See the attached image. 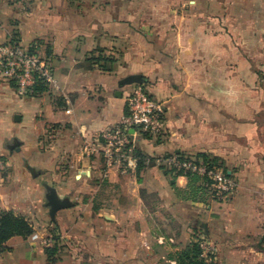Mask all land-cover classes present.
Returning <instances> with one entry per match:
<instances>
[{
	"label": "crops",
	"instance_id": "1",
	"mask_svg": "<svg viewBox=\"0 0 264 264\" xmlns=\"http://www.w3.org/2000/svg\"><path fill=\"white\" fill-rule=\"evenodd\" d=\"M227 8L223 0H0V44L35 45L57 85L30 96L0 83V213L33 226L8 239L0 264H48L43 241L54 227L55 264H174L195 238L206 261L212 246L214 264H264V42L228 33ZM99 54L109 61L94 62ZM135 74L162 103L165 129L130 131L151 164L107 168L101 151L86 156L83 147L118 125L136 85L118 83ZM170 154L216 157L232 195L212 200L204 181L155 162Z\"/></svg>",
	"mask_w": 264,
	"mask_h": 264
},
{
	"label": "built area",
	"instance_id": "2",
	"mask_svg": "<svg viewBox=\"0 0 264 264\" xmlns=\"http://www.w3.org/2000/svg\"><path fill=\"white\" fill-rule=\"evenodd\" d=\"M0 83L14 85L22 95H32L37 85L43 84L48 90L56 89L53 70L36 48L31 50L15 42L0 44ZM163 105L151 98L139 84L134 85L126 95V112L118 125L95 136L83 147L86 156L99 154L105 167L113 166L122 169L132 166L133 157L132 131L146 133L156 137L164 132ZM155 162L174 175H196L205 178L204 188L209 197L215 201H225L235 188L233 180L223 169L210 167L197 156L170 154L155 159ZM146 164L151 160L147 158ZM7 168L5 158L0 156V172ZM52 241L47 235L43 246H51Z\"/></svg>",
	"mask_w": 264,
	"mask_h": 264
},
{
	"label": "trees",
	"instance_id": "3",
	"mask_svg": "<svg viewBox=\"0 0 264 264\" xmlns=\"http://www.w3.org/2000/svg\"><path fill=\"white\" fill-rule=\"evenodd\" d=\"M34 47L35 45H31L30 49L32 50ZM93 61L98 63H105L108 62L109 59L104 55L99 54L96 58L93 59ZM45 91H48V89L43 84H40L34 88V93L30 96H37ZM132 154L133 157L136 158L137 171H140L141 169L149 165L145 163V160L149 157H146L143 153H141L139 149L133 147ZM197 157H201L210 167H222V163L216 157L207 155H199ZM224 172L227 174L225 170ZM186 176L194 181H205V178L198 177L196 175ZM32 232L33 226L25 217L15 215L12 211H2L0 213V251H4L6 249L5 244L11 237L21 236L25 238L32 234ZM48 236L49 239L52 241V245L44 247L46 261L48 262V264H55L56 261L59 259V254L62 250V246L60 245V238L58 236L56 227L50 229ZM201 254L202 251L200 247V240L198 238H195L193 241L189 242L182 249L175 253L174 264H209V262L206 261V259Z\"/></svg>",
	"mask_w": 264,
	"mask_h": 264
},
{
	"label": "rangeland",
	"instance_id": "4",
	"mask_svg": "<svg viewBox=\"0 0 264 264\" xmlns=\"http://www.w3.org/2000/svg\"><path fill=\"white\" fill-rule=\"evenodd\" d=\"M227 5L228 27L227 32H236L244 38L251 35H260L264 42V0H223ZM229 199V198H228ZM226 199L225 201H227ZM167 230V229H166ZM163 231V230H162ZM200 231V230H199ZM202 233V232H200ZM201 235V234H200ZM202 237V236H201ZM202 239V238H200ZM204 246L205 244L202 243ZM206 248V254L209 256V264H214L215 250L212 246ZM157 252H163L162 248H157ZM84 264H93L86 262Z\"/></svg>",
	"mask_w": 264,
	"mask_h": 264
},
{
	"label": "water",
	"instance_id": "5",
	"mask_svg": "<svg viewBox=\"0 0 264 264\" xmlns=\"http://www.w3.org/2000/svg\"><path fill=\"white\" fill-rule=\"evenodd\" d=\"M142 81H143V79H142V76L141 75H138V74L128 75V76L122 78L119 81L118 86L119 87H123V86H126V85L140 84V83H142Z\"/></svg>",
	"mask_w": 264,
	"mask_h": 264
}]
</instances>
